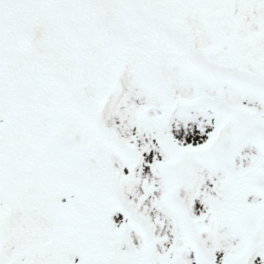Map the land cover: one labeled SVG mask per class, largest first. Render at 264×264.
Returning a JSON list of instances; mask_svg holds the SVG:
<instances>
[{"label":"snow or ice","instance_id":"obj_1","mask_svg":"<svg viewBox=\"0 0 264 264\" xmlns=\"http://www.w3.org/2000/svg\"><path fill=\"white\" fill-rule=\"evenodd\" d=\"M0 264H264V0H0Z\"/></svg>","mask_w":264,"mask_h":264}]
</instances>
